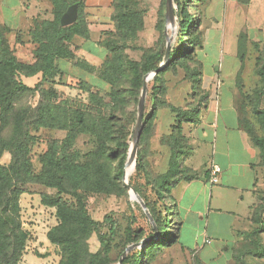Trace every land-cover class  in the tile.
<instances>
[{
  "label": "rangeland",
  "instance_id": "374dc122",
  "mask_svg": "<svg viewBox=\"0 0 264 264\" xmlns=\"http://www.w3.org/2000/svg\"><path fill=\"white\" fill-rule=\"evenodd\" d=\"M85 1L92 6L100 0ZM102 1L103 8L110 6V0ZM166 3L115 0V14L131 18L132 31L128 37L112 39L109 82H48L39 92L19 93L11 99L13 109L0 137V166L14 173L22 190L17 222L25 242L18 264H118L128 247L154 238L156 244L160 242L156 220L166 222V242L178 222L174 189L200 175L201 139L196 130L211 92L224 96V101L229 94L239 127L252 137L264 138V82L259 75L264 58V0H174V27L167 22ZM184 7L192 19L187 33L181 27ZM99 12L90 11L92 23L112 25L109 9ZM216 27L223 34L222 44L209 51ZM112 29L108 30L114 33ZM168 46L176 59L149 80L137 159L126 179L147 205L156 232L118 174L122 162L125 172L137 132L144 77L164 63ZM153 55L149 69H143ZM48 92L53 94L42 98ZM42 104L47 110L38 116ZM80 114L85 116L84 125L78 123ZM57 177L63 183L53 187ZM260 198L258 215L264 227V188ZM107 217L117 223L114 236L109 234ZM4 220L12 230V221ZM101 238L110 243L109 258ZM245 241L237 249L235 263H258L251 257L263 254L262 245L247 237ZM156 244L131 251L125 264H151L159 252ZM174 252L167 250L164 260Z\"/></svg>",
  "mask_w": 264,
  "mask_h": 264
},
{
  "label": "crops",
  "instance_id": "0c3cea01",
  "mask_svg": "<svg viewBox=\"0 0 264 264\" xmlns=\"http://www.w3.org/2000/svg\"><path fill=\"white\" fill-rule=\"evenodd\" d=\"M110 1L108 8H103L102 0L92 6H88L85 1L90 39L76 38V54L93 69H85L73 61L58 60V83H105L99 76V70L109 52L100 43L105 40L101 37L109 33V28L113 27L114 30V0ZM53 9L50 0H19L18 3L0 0V23L10 29L7 36L9 45L20 63H36V44L30 32L36 19L52 21ZM101 9H109L112 25L92 23L90 11L100 13ZM18 36L20 42L17 41ZM211 38L209 51L214 45L220 49L223 40L220 28L211 31ZM21 80L28 87L34 88L43 80V74L22 75ZM205 83L209 86L211 79H205ZM224 98L211 92L209 104L204 108L197 125V135L201 139L198 148V179L183 181L173 191L176 200L175 217L180 224L178 241L171 247L161 249L151 264L158 261H164V264H236L237 249L246 242L247 235L258 227L253 222V214L255 207L261 203L260 196L264 188L261 152L239 127L233 99L229 94L228 101H224ZM213 166L222 169L219 182L214 185L209 183ZM258 239L264 249V233ZM169 249L175 252L169 259L165 256L164 260ZM261 256L252 255L251 259L257 258L256 264H264V250Z\"/></svg>",
  "mask_w": 264,
  "mask_h": 264
},
{
  "label": "trees",
  "instance_id": "16d2710c",
  "mask_svg": "<svg viewBox=\"0 0 264 264\" xmlns=\"http://www.w3.org/2000/svg\"><path fill=\"white\" fill-rule=\"evenodd\" d=\"M53 4V20H41L36 19L34 21V26L30 32L33 43L36 44L35 56L36 63L34 65H25L20 63L16 57L14 56L13 51L9 45L8 34L10 33V29L4 27L0 23V106H1V122H0V137L3 131L4 123L8 114L12 111V101L11 99L19 94H34L39 92L40 89L44 86L45 83H56V77L59 74V70L57 67L58 60H67L73 61L75 64L84 67L85 69L92 70L85 61L81 60L77 52V46L74 40L77 37L84 38L86 40L90 39V31L88 28V22L86 20L85 14V0H75L71 3L65 0H50ZM79 5V17L76 23L68 27H62L60 23V19L62 15L68 10V8L73 4ZM113 15L112 20L114 22L115 34L110 33L109 37L103 40L100 45L105 47L109 55L105 60L104 64L99 70V76L105 83L109 82V69L112 67V62L110 59L114 57V38L115 36L119 37H128L130 32L132 31V19L129 18L126 14H115V0L113 1ZM182 15L181 27L182 31L187 33L192 19L186 7L182 8L180 11ZM108 33V34H109ZM107 34V35H108ZM186 36V34H183ZM111 38V39H109ZM113 39V40H112ZM17 41L20 42V36L17 37ZM176 55H171V62L175 61ZM155 60V56H148L146 59V64L143 69L148 70L151 63ZM167 67L161 72L163 73ZM36 73L43 74V80L38 83L34 88L28 87L25 85L22 80V75H34ZM160 73V74H161ZM159 74V75H160ZM259 75L264 82V58L262 60V65L259 70ZM144 81V80H143ZM86 83V82H79ZM53 94V93H51ZM50 92L48 95H44L42 98L48 99L51 96ZM57 96V94H55ZM45 104H48L45 102ZM42 104L38 110V116L46 112L47 107H42ZM207 106V105H206ZM261 129L264 132V112L261 113ZM78 123L80 125H84L85 116L83 114L78 115L77 117ZM254 145L261 152V166L264 167V138L252 137L248 131L244 130ZM142 167V166H141ZM119 180L124 179V162L120 165L119 171ZM14 173L9 168L0 166V190L2 194L0 195V210L3 207V211H0V264H18V261L22 255V251L24 248L25 236L22 232H20L18 222H17V212H18V197L21 194L22 190L16 185ZM195 179L189 180L193 181ZM63 183V179L61 177H57V184L53 187H60ZM264 203V201L262 202ZM260 204L255 207L253 214V222L258 226L255 231L249 233L247 238L253 241H258V236L264 233V227L261 224L260 216L258 215ZM174 215L176 216L175 212ZM4 218L12 221L14 227L12 230L8 228V222L4 220ZM176 218V217H175ZM157 225L161 234L160 242L156 244L157 250L159 252L161 249L165 247H171L175 243H177L179 238L178 227L180 224L177 222L176 228L170 230L169 239L164 242V228L166 226V222L160 223L158 220ZM105 222L109 225V234L114 236L117 231V223L111 218L107 217ZM10 237V238H9ZM8 243V244H7ZM254 243V242H253ZM101 244L105 251L106 258H109L111 253V246L109 241L106 238H101ZM160 245V246H158ZM263 254H260V256ZM155 256V255H154ZM262 257V256H261ZM127 258V256H126ZM125 258V259H126ZM125 261V260H124ZM123 261V264L125 262ZM93 264V263H91Z\"/></svg>",
  "mask_w": 264,
  "mask_h": 264
},
{
  "label": "water",
  "instance_id": "95a60500",
  "mask_svg": "<svg viewBox=\"0 0 264 264\" xmlns=\"http://www.w3.org/2000/svg\"><path fill=\"white\" fill-rule=\"evenodd\" d=\"M242 2H247V0H242ZM78 9H79L78 4H74L68 8V10L62 15V17L60 19V23H61L62 27H68V26H71L77 22L78 16H79ZM166 19H167L169 26H172V27L175 26L176 17H175V10H174V0H167V3H166ZM170 63H171V55L169 53V46H168L167 52L165 55V59H164V63L157 70H155L152 73L147 74L144 77L142 97H141V100L139 103V116H138V123H137V132H136L135 137H134L133 145L130 149V157L126 163L125 172H124L125 186L127 187V189H129L131 191V196L141 204L146 215L149 217L150 221L154 225L156 232H157V227H156L155 221H154L147 205L145 204V202L143 201L141 196L135 191V189L131 185H129V183L126 181V179L128 176V174H127L128 168L131 165H135L136 159H137L139 141L141 138L143 123H144L145 100H146V96L148 93L149 80H151V79L155 78L157 75H159ZM157 236H159V233H157ZM157 241H158V239L154 238L152 240H148V241L146 240L143 242H139V243H136V244L128 247L124 251V253L122 254V257H121L118 264H123V261L125 260L126 256L131 251L135 250L136 248L144 247L145 245H147L149 243L157 242Z\"/></svg>",
  "mask_w": 264,
  "mask_h": 264
},
{
  "label": "built area",
  "instance_id": "2783aa9c",
  "mask_svg": "<svg viewBox=\"0 0 264 264\" xmlns=\"http://www.w3.org/2000/svg\"><path fill=\"white\" fill-rule=\"evenodd\" d=\"M221 173L222 169L220 167L213 166L210 173L209 183L212 185L217 184L219 182Z\"/></svg>",
  "mask_w": 264,
  "mask_h": 264
},
{
  "label": "bare ground",
  "instance_id": "6f19581e",
  "mask_svg": "<svg viewBox=\"0 0 264 264\" xmlns=\"http://www.w3.org/2000/svg\"><path fill=\"white\" fill-rule=\"evenodd\" d=\"M132 170H133V165H131L129 168H128V173H130V172H132Z\"/></svg>",
  "mask_w": 264,
  "mask_h": 264
}]
</instances>
